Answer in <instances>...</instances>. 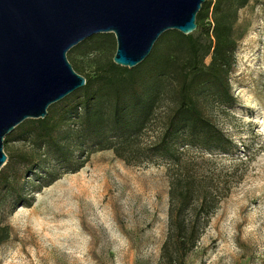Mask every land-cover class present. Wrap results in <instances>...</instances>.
I'll return each instance as SVG.
<instances>
[{
	"label": "rangeland",
	"instance_id": "obj_1",
	"mask_svg": "<svg viewBox=\"0 0 264 264\" xmlns=\"http://www.w3.org/2000/svg\"><path fill=\"white\" fill-rule=\"evenodd\" d=\"M238 14L244 32L227 76L233 99L222 106L208 101L204 109L233 143L215 154L216 166L228 175L227 190L222 198L213 194V211L181 264H264V0H250ZM82 40L66 57L88 76L111 59L115 40L112 32ZM211 57L208 52L204 61ZM60 100L54 101L57 114L68 106ZM73 120H56L68 134L66 168L20 129L2 141L21 174L0 183V236L6 233L0 264H165L160 245L168 183L161 161L127 163L101 148L69 170L77 155ZM24 158L32 164L22 167Z\"/></svg>",
	"mask_w": 264,
	"mask_h": 264
},
{
	"label": "trees",
	"instance_id": "obj_2",
	"mask_svg": "<svg viewBox=\"0 0 264 264\" xmlns=\"http://www.w3.org/2000/svg\"><path fill=\"white\" fill-rule=\"evenodd\" d=\"M249 1L203 0L195 13V31H162L147 55L130 67L108 59L61 98L68 106L60 114L52 102L43 117L25 118L13 127L66 168L68 134L59 131L56 120L73 118L77 155L69 170L101 148H110L127 163L161 161L168 183L167 224L160 245L165 264L182 263L213 211V194H226L228 175L216 166L215 154L227 152L233 143L204 109L208 101L222 106L233 99L227 76L244 32L238 12ZM208 52L212 57L206 62ZM31 161L24 158L21 166ZM14 163L8 155L0 166V183L9 182V174L19 180ZM5 237L3 233L0 241Z\"/></svg>",
	"mask_w": 264,
	"mask_h": 264
},
{
	"label": "water",
	"instance_id": "obj_3",
	"mask_svg": "<svg viewBox=\"0 0 264 264\" xmlns=\"http://www.w3.org/2000/svg\"><path fill=\"white\" fill-rule=\"evenodd\" d=\"M203 0H0V166L2 140L25 118L82 86L66 51L86 36L112 32V62L142 60L166 29L189 33Z\"/></svg>",
	"mask_w": 264,
	"mask_h": 264
}]
</instances>
